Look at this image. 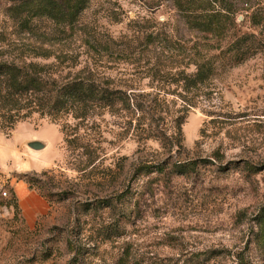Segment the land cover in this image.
<instances>
[{"label":"rangeland","instance_id":"obj_1","mask_svg":"<svg viewBox=\"0 0 264 264\" xmlns=\"http://www.w3.org/2000/svg\"><path fill=\"white\" fill-rule=\"evenodd\" d=\"M21 1L0 0V48L52 52L36 60L62 77L91 69L149 98L161 85L148 76L155 61L130 52L151 45V35L159 47L196 41L217 51L216 38L191 30L173 0H90L73 24L33 16L28 29L13 10ZM198 1L207 13L234 12L237 28L264 43V0ZM252 12L261 24H251ZM186 62L162 67L174 72ZM173 89L160 90L163 120L157 111L131 123L120 112L91 115L82 131L97 147L94 159L67 151L60 124L37 113L0 130V264H68L69 239L87 248L83 264H264V45L240 64L218 67L195 108L186 110ZM61 122L72 132L78 120ZM32 141L44 147L34 150ZM176 164L189 166L179 172ZM141 165L161 169L136 175ZM125 191L113 209L93 208ZM29 192L43 197V207ZM119 215L124 235L101 241L97 229Z\"/></svg>","mask_w":264,"mask_h":264},{"label":"trees","instance_id":"obj_2","mask_svg":"<svg viewBox=\"0 0 264 264\" xmlns=\"http://www.w3.org/2000/svg\"><path fill=\"white\" fill-rule=\"evenodd\" d=\"M89 2L90 0H23L17 7H13V10L24 28L28 29L29 18L33 16H45L59 24H73L78 21ZM173 2L191 30L204 33L209 39L216 38L217 51L213 52V49L196 41L189 47L175 44L159 47L153 44L155 36L151 35V45L145 44L141 49L130 52L137 61L141 59H145L146 62L152 59L155 61L148 76L153 81H157V85L158 83L161 85L149 98L136 93L134 83L128 84L110 77L95 76L91 69L85 73L79 70L73 77L55 75L53 64L36 60L37 57H51L53 53L47 50L0 48V130L9 131L17 122L37 113L60 124V132L67 151H78L80 157L94 159L97 155V147H93V140L83 134L85 131H82V125L95 112H120L122 116L128 118L127 122L131 123L134 118L139 119L142 115L157 111L159 119L163 120L164 117L160 115L167 98L160 90L167 86L168 89L174 86L169 93L175 94L182 101L184 108L190 110L197 106L196 98L201 91L210 86L218 67L225 64L229 66L240 64L263 48L264 43L256 34L243 33L237 28L234 12L207 13L205 4H201L198 0H173ZM25 12L27 14L22 17ZM262 20L255 12L251 13L252 25H259ZM178 57L187 59L184 69L174 72L171 71L172 67L163 69L164 62L173 61ZM190 68L191 70L188 71L187 69ZM166 76H170V80L166 79ZM178 89L180 92H177ZM66 117L78 120L72 132H69L67 122H61ZM181 124L182 121L176 124L177 139L173 145L177 147L182 146ZM151 137L148 135L147 139ZM188 166V164H176L175 168L179 172H184ZM160 169L161 167L153 165H141L135 170V174L138 175L143 170L153 172ZM126 193L125 191L115 198L99 199L93 208L113 209L121 203ZM12 197H15L13 192ZM14 206L16 208V202ZM258 224L259 229L263 230L264 214ZM124 228V216L119 215L112 222L98 228L96 235L100 236L101 241H107L124 235ZM67 245L74 253L68 264H83V255L87 253V248L73 246L71 239L67 241Z\"/></svg>","mask_w":264,"mask_h":264},{"label":"crops","instance_id":"obj_3","mask_svg":"<svg viewBox=\"0 0 264 264\" xmlns=\"http://www.w3.org/2000/svg\"><path fill=\"white\" fill-rule=\"evenodd\" d=\"M27 195L29 196L31 200H33L34 202H37V204H39L40 207H43L44 199L40 194L36 192H29Z\"/></svg>","mask_w":264,"mask_h":264},{"label":"water","instance_id":"obj_4","mask_svg":"<svg viewBox=\"0 0 264 264\" xmlns=\"http://www.w3.org/2000/svg\"><path fill=\"white\" fill-rule=\"evenodd\" d=\"M28 146L34 150H40L44 147V144L39 141H32L28 143Z\"/></svg>","mask_w":264,"mask_h":264}]
</instances>
